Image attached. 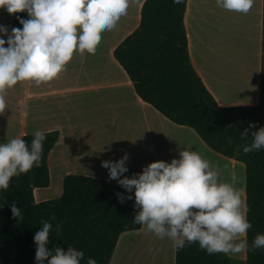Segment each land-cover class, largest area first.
Returning <instances> with one entry per match:
<instances>
[{"label":"crops","instance_id":"obj_1","mask_svg":"<svg viewBox=\"0 0 264 264\" xmlns=\"http://www.w3.org/2000/svg\"><path fill=\"white\" fill-rule=\"evenodd\" d=\"M145 1L129 0L127 12L116 26L102 31L96 50L74 53L57 78L40 85L22 81L8 89L7 107L0 113V142L16 136L24 138L36 130L58 131L59 141L48 158L50 182L55 178L63 185L69 175L110 180L108 169L101 162L118 159L114 157L117 148L113 147L118 146L119 136L108 131L115 130V117L121 114L120 110L125 114L130 109V120L135 125L132 130L148 148L140 161L142 148L136 147L134 173L156 160L170 162L173 157L178 158L180 148L189 147L224 167L227 181L234 179L246 201V166L214 152L192 128L172 123L145 103L115 59V49L140 25ZM10 15L13 14L0 8V18ZM184 24L193 68L216 102L222 107L258 105L263 0H254L248 13L223 9L216 0H188ZM192 142L198 147H192ZM42 190L46 189L34 190L37 203L52 197ZM39 191L41 197L37 198ZM62 193L63 190L57 196ZM118 244L119 252H114L110 264H175L172 241L157 237L146 227L122 234ZM134 250L136 254L132 256ZM243 254L246 257V250Z\"/></svg>","mask_w":264,"mask_h":264},{"label":"trees","instance_id":"obj_2","mask_svg":"<svg viewBox=\"0 0 264 264\" xmlns=\"http://www.w3.org/2000/svg\"><path fill=\"white\" fill-rule=\"evenodd\" d=\"M188 0H146L140 25L114 51V57L145 103L172 123L192 128L214 152L246 166L247 217L252 227L246 239L251 244L257 233H264V149L243 152L251 142L240 132L255 124L264 126V0L263 56L259 103L252 107H222L194 70L188 50L184 18ZM17 17L26 11L0 18L9 28L22 27ZM231 138L229 142L228 138ZM60 132H47L39 166L13 177L7 190H0V264H35L34 233L41 221L52 219L48 244L73 245L97 264H110L122 234L142 227L131 221L139 210L133 199L121 203L107 184L87 176L69 175L63 193L56 199L35 201L34 190L50 185L48 158ZM29 144L33 135L23 138ZM119 193L127 195L121 186ZM117 192V193H118ZM22 208L23 219L13 218L11 203ZM62 230H55L56 223ZM175 264H231L226 254H208L193 243L175 251ZM246 264H264V248L246 250Z\"/></svg>","mask_w":264,"mask_h":264},{"label":"clouds","instance_id":"obj_3","mask_svg":"<svg viewBox=\"0 0 264 264\" xmlns=\"http://www.w3.org/2000/svg\"><path fill=\"white\" fill-rule=\"evenodd\" d=\"M179 3L180 0H174ZM254 0H216L228 11L248 13ZM129 0H0V8L14 14L26 11L28 18L17 17L22 27L0 24V113L7 107L6 92L22 81L35 84L52 81L64 70L74 53H93L104 30H111L126 14ZM6 37V39H5ZM249 124L240 132L251 142L243 152L264 149V126L254 130ZM229 142L231 138L229 137ZM46 133L36 130L30 144L20 136L0 142V190H7L13 177L39 166ZM127 152L119 159L103 160L109 179L127 190L117 193L121 203L133 199L139 209L133 224L167 237L177 250L193 243L208 254H236L264 248V233H257L251 244L246 238L252 227L247 217L248 205L232 181L219 179L220 170L189 147L179 149L170 162L156 160L131 176ZM13 218L23 219L22 208L11 203ZM52 219L41 221L34 233L35 264H81L85 253L73 245L48 244ZM60 232L62 224L57 222ZM86 264H97L88 257Z\"/></svg>","mask_w":264,"mask_h":264},{"label":"rangeland","instance_id":"obj_4","mask_svg":"<svg viewBox=\"0 0 264 264\" xmlns=\"http://www.w3.org/2000/svg\"><path fill=\"white\" fill-rule=\"evenodd\" d=\"M120 108H121V106L119 107V109ZM119 109H117V110H119ZM130 111L131 110L129 109L125 114H122V112L120 110L121 114L115 117V124H116L115 130L108 131V133L113 132V133H115V135L117 132L118 136H119V139H117L118 146L114 145V147H113V150H115L117 148V153L114 155V157L116 159L118 157V159H119L121 156L124 155L125 152H127L129 155V159L126 161V164L128 163L127 166H128L129 171L127 173H124L127 175H129L130 172L134 173V170L136 171V169H137V168L134 169V163H135L134 155H135L136 147L139 146L140 148H142V153L139 155L140 161L142 160V158L144 156H146L147 151H148V148L144 144V139L140 135H138V133H136L135 131L132 130V128L135 127V125H134L133 119L130 120V118L132 117V114L130 113ZM185 136H187V135H185ZM187 137L191 138L192 136L190 135ZM191 140L195 141V139H191ZM135 143H137V144H135ZM196 144H197L196 142L190 143V145L192 147L196 146ZM196 147H198V146H196ZM208 160L211 162L210 159H208ZM129 162L132 163L131 166H130ZM212 164H213V166L219 168V170H220L219 179H221L223 181H227V176L225 174L224 167H219L220 165H216V162H213ZM99 180H101V179H99ZM102 181H104L107 184L112 195L116 196V194L118 192V188L120 186L117 183V181L115 179L102 180ZM42 189H46V190H42V192L47 193L48 195H51L52 196L51 199H56V198H58V196H57V195H59L58 193L63 190V185L60 184L59 181L54 178V179H52V182H50L49 189L48 188H42ZM40 197H41V191H39L37 193V198H40ZM36 201H37V199H36ZM238 239H241V237H239ZM119 249H120V246L118 244L115 253L119 252L118 251ZM135 254H136V252L134 250L132 256H134ZM226 256L230 260L231 264H246V257L243 254V252L236 253V254L229 253V254H226Z\"/></svg>","mask_w":264,"mask_h":264},{"label":"bare ground","instance_id":"obj_5","mask_svg":"<svg viewBox=\"0 0 264 264\" xmlns=\"http://www.w3.org/2000/svg\"><path fill=\"white\" fill-rule=\"evenodd\" d=\"M142 262V261H141Z\"/></svg>","mask_w":264,"mask_h":264}]
</instances>
